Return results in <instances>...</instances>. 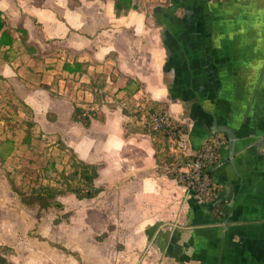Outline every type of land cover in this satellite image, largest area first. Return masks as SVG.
<instances>
[{"label": "crops", "instance_id": "crops-1", "mask_svg": "<svg viewBox=\"0 0 264 264\" xmlns=\"http://www.w3.org/2000/svg\"><path fill=\"white\" fill-rule=\"evenodd\" d=\"M2 1L6 21L20 18L27 30V69L58 93L52 100L62 107L51 111L55 119L67 113V145L100 163L95 197L58 198L64 206L68 195L82 201L107 191L111 199L101 212L76 209L70 227L82 238L62 244V264H264V0H132L137 8L119 13L114 0H12L10 8ZM57 46L65 49L59 58ZM73 59L86 71L62 69ZM99 72L104 101L162 102L187 124L192 150L215 132L226 135L212 170L219 218L158 165L148 132L128 130L142 127L145 113L99 107L87 86ZM73 104L96 108L89 127L71 119ZM104 172L110 176L101 182Z\"/></svg>", "mask_w": 264, "mask_h": 264}, {"label": "rangeland", "instance_id": "rangeland-1", "mask_svg": "<svg viewBox=\"0 0 264 264\" xmlns=\"http://www.w3.org/2000/svg\"><path fill=\"white\" fill-rule=\"evenodd\" d=\"M2 3L6 8L14 7L12 0H3ZM6 18L11 28L20 27V18ZM14 35L15 41L8 58H5L4 49H0V74H7L0 78V150L6 152V139L11 140L13 145L10 153H4L5 158L0 163V255L8 258L7 264H62L63 259L58 256H64L65 262L68 256L67 249L65 251L62 244L70 239L82 238L78 231H73L70 227V219H76V209L98 208L101 212L107 203L109 208L112 207L111 199L107 191L96 199L82 201L68 195L62 198L63 208L51 206L39 211L37 205L20 201L16 190L29 191L41 183L54 182L71 152L63 147L68 139L67 113L63 108L62 118L48 120V112L55 108L60 111L62 106L47 95L48 89L38 82V76L33 69L28 70L29 67L32 68V60L24 50L21 51L23 45L17 31ZM64 50L63 46H57L52 52L59 58ZM22 65L23 71L20 74L17 69ZM140 98L142 97H113L111 102H100L99 107L117 110L118 114L121 113L119 110L129 114L137 108ZM28 122H34L28 128L30 134L26 133ZM98 140L100 143H107L105 136H99ZM86 144L88 140L83 145ZM89 148L87 147V151L94 155L95 146ZM109 161L112 164L111 158ZM109 176L110 174L104 172L100 181L106 182ZM67 209L74 214L65 218ZM70 255L78 258L77 254Z\"/></svg>", "mask_w": 264, "mask_h": 264}, {"label": "trees", "instance_id": "trees-1", "mask_svg": "<svg viewBox=\"0 0 264 264\" xmlns=\"http://www.w3.org/2000/svg\"><path fill=\"white\" fill-rule=\"evenodd\" d=\"M114 9L117 13L121 10H127L130 8L136 9L137 5L132 2V0H114L113 3ZM18 33L21 44L25 47H31V45H27V30L24 27L11 28L8 26L5 17L3 16V12L0 9V49H4L5 58H8L9 51L13 47V43L15 41L14 32ZM62 69L69 73L75 72H85L87 69V63L85 61H79L77 59H73L71 61H64L62 64ZM4 76L0 74V78ZM105 79L106 75L103 72L96 73L91 77L87 86L89 87L90 92L93 95V98L97 102H101L105 100L106 95L108 94L105 90ZM44 87L48 89V93L50 97L58 96V93L55 90L50 89L46 84ZM163 109L166 110V106L157 100H150L144 102L141 108H137L135 113L136 117L141 116L142 113L147 115L152 110ZM47 114L48 120H54V112L49 111ZM97 116L96 108H88L84 107L80 104H73V110L71 112V119L83 125L84 127H89L91 124L92 118ZM34 122H28V127L26 128V133L30 134L31 131L28 129L32 126ZM129 131H145L148 132L153 138V145L155 148V158L158 165H174L175 167L181 162L185 160L189 156H175L174 154L168 151V133L161 128H151L144 124L140 128H136L135 126H130L128 128ZM188 130V128L186 129ZM224 136L227 140V137L222 132H215L205 138V140L211 136ZM8 144L6 152H2L0 150V163L4 160V153H10L12 150L11 140H5ZM227 143V141H226ZM203 143H201L202 145ZM198 146L199 147H201ZM226 145V144H225ZM224 145V146H225ZM221 146L218 151L219 162L212 167L211 170L214 169L220 163V152L224 147ZM63 147L68 149L71 152V155L65 161L62 168L58 171V177L55 178L52 183H41L36 187H32L29 191H19L16 190L13 185V189H15L19 195V199L22 203L28 205H37L38 211L41 209H46L51 206L56 208H63L62 201L58 198L60 195H64L66 193H73L76 198H93L95 197L103 187L101 185L96 184L95 179L98 176L100 163L98 162H88L80 157H78L77 153L73 150L72 147L63 144ZM53 167L55 164L52 162ZM168 173L175 177L174 171L170 170ZM209 206L213 210V214L216 217H220V205L216 201L215 203H210ZM67 218L70 214V211L65 212ZM38 216V214H37ZM0 263L7 264L8 259L4 255H0Z\"/></svg>", "mask_w": 264, "mask_h": 264}, {"label": "built area", "instance_id": "built-area-1", "mask_svg": "<svg viewBox=\"0 0 264 264\" xmlns=\"http://www.w3.org/2000/svg\"><path fill=\"white\" fill-rule=\"evenodd\" d=\"M144 124L151 128H161L168 133V151L175 156H189L185 160L168 166L175 178L193 192L201 201L215 203L219 196V185L213 179L212 167L219 162L218 149L226 144L224 136H211L201 147L190 149L186 141L187 124L172 115L167 109L150 111L144 117Z\"/></svg>", "mask_w": 264, "mask_h": 264}]
</instances>
